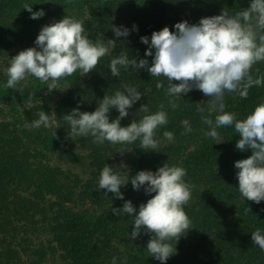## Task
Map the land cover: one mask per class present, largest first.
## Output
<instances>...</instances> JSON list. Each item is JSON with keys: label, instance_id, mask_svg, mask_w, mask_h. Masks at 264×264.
Masks as SVG:
<instances>
[{"label": "trees", "instance_id": "trees-1", "mask_svg": "<svg viewBox=\"0 0 264 264\" xmlns=\"http://www.w3.org/2000/svg\"><path fill=\"white\" fill-rule=\"evenodd\" d=\"M25 4L31 5L34 12L43 9L45 15L31 19V13L24 9ZM81 5L94 10L89 18L100 14L104 17L114 9L116 22H125L124 27H129L134 19H144L150 25L146 35L150 44L154 31L166 26L176 31L175 25L180 23L177 20L181 18V13L189 11L190 16L186 21L198 24L202 18L222 14L224 9L231 12L250 7V0H0V20L8 19L14 12L22 25L21 34L25 38H37L42 27L48 24L43 20H46L50 9L59 16L73 17L77 6ZM170 9L172 15L167 14ZM148 47L140 43L136 47L131 45L132 51H125L130 58L147 59L150 66L153 57L145 55ZM260 74H264V62L253 68L254 77ZM139 75L148 77L147 81H135L134 78ZM74 76L68 77V81H73ZM6 81L0 80V96L7 99L13 111H18L21 103L28 102L30 93L33 94L32 102H35L47 91V85L35 77L32 83L17 85V89L5 88ZM116 82L117 87L114 85V88L123 90L127 84L143 94L142 99L129 109V115L121 121V125L128 126L134 119H141L145 115L138 111L141 105L147 104L150 112H155L163 104L169 122L158 130L157 136L162 138L164 131H171L175 136L174 141L162 143L160 152H157L139 148V142L113 145L106 141L103 145H97L92 142L91 136L74 141L68 136L70 129L37 134L36 144L44 151L61 153L68 164L85 167L91 172L81 187L78 181L58 175L52 181L54 191H48L55 195V200H40L30 189L31 184L23 188L22 181L17 178L12 179L8 188H0V264H44L47 262L46 255H57L59 249L71 255L72 264H112L113 257L117 258V264H161L148 254L149 235L142 232L136 240L131 239L133 217L112 213V208H122L126 200H131L138 211L139 205L146 203L151 196L143 188L134 190L130 181L121 189L124 200L115 198L112 193L105 196V190L98 187L104 165L118 167L122 161L127 165L129 176H135L142 170L155 172L165 163L181 166L187 169L186 181L195 185L191 202L185 207L193 222V229L179 240L177 254L170 257L167 264H264V251L252 241L255 230L260 229L264 233V201L256 204L241 197L236 176L239 170L235 168L236 161L248 158L252 152H241L236 148L240 137L233 128L217 129V140L205 136L204 133L210 129L201 122L197 109L206 108L209 98L195 89L187 95L182 94L181 98L169 97L166 95L167 81L163 80L165 88L158 90V78L151 77L146 69H138L132 78L123 73L116 78ZM170 99L179 105L175 110L169 104ZM262 102L264 86L250 88L247 98L237 94L225 96L226 111L235 112L237 119L246 118ZM118 116V110L112 109L110 120ZM185 119L189 121L191 131L182 134L185 129L181 122ZM121 151L125 153L121 155ZM26 172L34 174L28 169ZM26 181L32 182L30 177ZM83 193L96 199L98 204L108 206L105 215L93 213L89 216L93 211L81 207ZM79 201L80 207H77ZM47 214L53 216L48 224L44 220ZM45 228L53 234L48 242L29 235ZM108 235L119 238L128 250L122 251L119 247L112 249ZM109 248L111 250L105 251Z\"/></svg>", "mask_w": 264, "mask_h": 264}, {"label": "clouds", "instance_id": "clouds-1", "mask_svg": "<svg viewBox=\"0 0 264 264\" xmlns=\"http://www.w3.org/2000/svg\"><path fill=\"white\" fill-rule=\"evenodd\" d=\"M24 9L31 13V19L45 15L43 9L34 12L29 4H25ZM175 29L172 31L166 26L154 31L150 44L147 36L140 38L143 44L149 45L145 55L153 57L150 66L147 59L130 58L128 52L122 50L111 60V74L119 77L120 69L127 71L129 66L146 69L151 77L158 78V90L165 88L163 80L167 81L166 95L169 97L181 98L182 94L187 95L194 89L208 97L207 107L197 109L201 122L210 129L204 134L217 140V129L233 128L239 135L236 148L241 152L251 150L252 154L235 162L239 170L236 173L238 191L245 200L260 204L264 201V102L246 118L237 119L235 112L226 111L225 96L237 94L247 98L250 88L264 86V74L253 75L254 66L264 62V0H250V7L240 10L224 9L222 14L202 18L198 24L183 21L177 23ZM111 30L117 38L130 35V30L123 26L113 25ZM133 30H138V26L133 25ZM116 43L114 39H91L83 20L66 15L42 27L35 40L36 47L22 50L11 58L10 66L5 69L4 87L17 89L20 82L31 76L46 84L52 92L58 89L61 79L77 72L90 74ZM142 96L136 87L126 84L114 95H105L93 112H82L79 107L73 109L63 116L70 128L68 136L74 141L91 136L97 145L106 141L113 145L139 142L138 147L145 151L160 152L162 143L175 139L171 131H164L162 138L157 136L158 130L169 122L163 104L155 112H150L147 104L141 105L138 111L145 115L128 126L121 125L129 109ZM32 98L30 93L29 104ZM169 104L173 110L179 107L174 99H170ZM112 109L119 112L115 120H110ZM37 115L38 119L25 127L48 128L56 120L55 112L39 111ZM181 123L185 129L182 134L191 131L187 119ZM187 174L184 167L165 163L155 172L142 170L129 176L123 161L118 167L105 164L100 172L98 187L105 190V196L112 193L115 198L124 200L121 189L129 181L134 190L143 188L151 196L139 205L138 211L131 200H126L122 208H112V213L133 217L131 239L136 240L142 232L149 235L148 254L161 264H167L168 259L177 254V243L193 229L185 207L191 202L195 185L186 181ZM252 241L264 251V233L260 229L252 233ZM112 264H117L116 257Z\"/></svg>", "mask_w": 264, "mask_h": 264}, {"label": "rangeland", "instance_id": "rangeland-1", "mask_svg": "<svg viewBox=\"0 0 264 264\" xmlns=\"http://www.w3.org/2000/svg\"><path fill=\"white\" fill-rule=\"evenodd\" d=\"M169 2V0H167ZM118 2V1H117ZM117 2H114L115 4ZM78 10L73 14V17L84 21L85 28L91 39L96 40H116L115 48L112 49L108 55L103 57L99 66L90 74L82 75L80 72L75 73L73 81H68V77L59 81L57 90L49 92L48 89L45 94L37 101L21 103L18 111H13L8 104L6 98L0 96V188H8L12 179L17 178L21 180L23 188L31 184L30 189L35 191L36 196L40 200L46 201L55 200V195L49 194V189L53 188V182L58 175L62 178L67 176L73 180L78 181L80 187L83 181L88 179L91 170H86L85 167L68 164L61 153L46 152L40 148L35 141L37 134H46L53 131L69 130V125L63 120L65 114H70L71 111L79 107L80 111L93 112L98 107L99 100H102V94L111 96V93L116 90H121L117 87L116 78L126 74L127 77L132 78V74L138 69L129 66L125 71L120 69V76L114 77L111 74L110 63L111 60L119 56L122 50L132 51L131 45L138 46L141 42L142 34L146 36L148 33L149 23H145L144 19H134L130 22V35L125 37H115L111 30L112 26L117 27L125 25V22H116L115 10L111 9L109 13L89 18L94 10L87 5L77 6ZM173 11H167L168 15H172ZM11 15L8 19L0 20V80H7L5 69L10 66L11 58L17 55L20 51L29 47H36L34 36L32 38H25L21 34L22 25L19 22V16ZM190 16V12L181 13V18L177 21H186ZM65 16L58 15L51 9L46 16L45 22L51 24L59 21ZM89 18V19H88ZM133 25L138 26V30H133ZM150 33V31H149ZM128 72V73H125ZM34 77H27L21 84H30ZM138 83L147 81L148 77H141V75L134 78ZM95 101H98L94 104ZM45 111L51 114L56 113V120L51 127L45 128L41 126L39 129L25 127L30 125L32 121L38 119L37 113ZM27 169L34 172V174H27ZM64 175V176H63ZM30 177L32 182L26 181ZM23 179V180H22ZM81 190V189H79ZM26 194V192H25ZM32 198V196H31ZM35 200V197L34 199ZM44 201V200H43ZM83 202L82 208L90 209L93 212L89 216L101 215L107 212L108 206H102L96 202V199L88 197L83 193L80 200ZM80 201L76 203L80 207ZM43 207L46 208L43 203ZM77 209V208H76ZM56 210V208H54ZM53 216L47 214L44 220L46 224L51 223ZM43 220V219H42ZM44 222V221H43ZM41 225V223H40ZM91 227L94 226L91 224ZM32 235L35 239L48 242L53 238L52 232L47 228L41 232ZM73 238V235H71ZM108 242L110 246L119 247L122 251H127L126 244H122L120 239L112 235H108ZM105 249V251H109ZM69 253V252H68ZM80 255V254H78ZM44 264H67L73 263L71 255H66L62 249L58 250L57 255H46ZM49 261H52L50 263Z\"/></svg>", "mask_w": 264, "mask_h": 264}]
</instances>
